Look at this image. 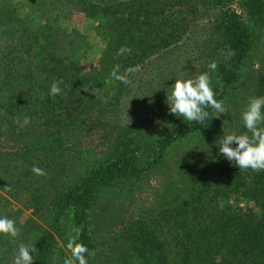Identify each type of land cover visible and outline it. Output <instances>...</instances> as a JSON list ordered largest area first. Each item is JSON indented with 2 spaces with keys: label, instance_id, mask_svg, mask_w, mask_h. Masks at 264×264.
Masks as SVG:
<instances>
[{
  "label": "trees",
  "instance_id": "16d2710c",
  "mask_svg": "<svg viewBox=\"0 0 264 264\" xmlns=\"http://www.w3.org/2000/svg\"><path fill=\"white\" fill-rule=\"evenodd\" d=\"M189 2L0 0V215L14 219L21 228L15 242L0 237V264H10L19 243L30 244L10 206V200L20 196V186L24 187L21 175L30 156L41 150L56 153L71 143L67 136L73 129L70 126L81 111L89 109L88 103L92 106L97 101V78L81 76L75 60L73 44L80 35L68 31L63 21L71 13L99 17L98 28L103 27L108 39L101 58L103 68L115 60L126 69L133 61L143 63L152 52L184 38L194 25L195 9ZM244 5L255 13L254 26L264 25V0H244ZM217 24L223 58L217 62L213 87L216 99L224 102L239 82L253 41L249 27L233 10L221 11ZM125 46L131 53L117 56V50ZM56 81L63 82L62 95L50 97ZM96 88L99 92L98 84ZM257 96H264V76L251 97ZM206 110L210 118L203 124L180 122L156 139L152 143L154 160L148 164L140 160L143 144L135 130L117 135L113 151L104 161L58 191V207L50 217L53 228L64 233L66 223L76 235L74 228L81 226L79 242L93 251L90 221L99 193L121 181L140 179L174 143L204 131L214 112ZM25 117L30 119L27 126H23ZM238 127L236 132L245 131L242 123ZM30 130L38 140L34 147L17 142L4 145L5 136ZM208 155L194 160L187 174L182 168L175 186H184L186 191L164 200L161 215H139L123 228L119 239L127 244L129 264H264V171L240 170L222 156ZM164 228L168 233L162 235ZM36 236L32 244L38 250L36 264H49L52 230L40 228Z\"/></svg>",
  "mask_w": 264,
  "mask_h": 264
},
{
  "label": "rangeland",
  "instance_id": "374dc122",
  "mask_svg": "<svg viewBox=\"0 0 264 264\" xmlns=\"http://www.w3.org/2000/svg\"><path fill=\"white\" fill-rule=\"evenodd\" d=\"M187 5L195 7L193 27L188 29L182 40L171 43L167 49L152 52L143 59V63L133 61L126 69L139 66V71L127 74L128 84L114 80L109 74V68L117 61L112 60L109 67L106 62L107 65L102 66L101 58L107 50L108 39L103 27L98 28L102 23L99 17L88 19L84 14L71 13L63 21L68 31H76L80 35L73 44L77 51L75 60L81 76L97 78L95 82L99 92L97 84L94 90L97 101L92 106L88 103L89 109L81 111L75 125L70 126L73 129L67 131V136L71 143L63 145L56 153L41 150L30 156L24 176L21 175L24 181V187L20 186L21 194L10 200L18 223L24 226L23 234L31 245L40 228L52 230L49 264H62L63 258L69 254L66 241L73 235L66 223L68 230L64 233H59L60 230L51 225V212L58 207V191L72 185L81 174L104 161L112 153L117 135L131 129L139 134L143 144L141 162L148 164L154 160L156 147L152 143L172 126L186 121L169 113L166 94H170L171 84L177 78L208 72L214 85V72L208 69V65L223 58L217 22L219 14L225 10H233L239 15L249 27L253 41V50L243 66L239 82L224 101L227 112L218 118L213 112L204 131L174 143L140 179L121 181L99 193L91 213L94 255L90 257L89 264H129L127 244L119 239L123 228L139 215L148 217L158 215V212L161 215L164 200L186 191L184 186H175L182 168L187 174L189 165L201 155L204 158L209 157L208 154L217 155L215 142L223 133L235 131L242 123L241 113L253 95L257 81L264 76V25L254 26L255 13L247 11L244 0H190ZM124 71L121 69L122 73ZM4 139L6 147L16 145V142L31 147L38 143L32 130L21 134L15 132ZM33 167L43 169L44 175L34 174ZM178 188L179 193H176ZM165 233H168V228L161 232L162 235Z\"/></svg>",
  "mask_w": 264,
  "mask_h": 264
},
{
  "label": "clouds",
  "instance_id": "9594fccd",
  "mask_svg": "<svg viewBox=\"0 0 264 264\" xmlns=\"http://www.w3.org/2000/svg\"><path fill=\"white\" fill-rule=\"evenodd\" d=\"M130 47H121L116 55L122 56L131 53ZM231 55V53H229ZM208 69L214 72L217 69L215 61L208 65ZM135 69H125L121 72V66L114 64L109 69L110 76L123 84H128L127 74ZM62 81L53 82L49 96L62 95ZM170 94H166V104L169 113L188 122L203 124L210 118L206 109L214 110L215 117L227 112L222 100L216 99L212 79L208 72H203L194 77L177 78L169 87ZM241 120L245 131H231L224 134L215 142L218 147V156H222L230 164L240 170L251 169L253 171H264V96L250 97L246 108L241 113ZM19 122V121H18ZM30 119L25 117L23 126H27ZM33 173L37 176L44 175L41 168L33 167ZM81 226H76L74 232L66 241L69 254L66 255L62 264H89V258L94 255L85 244L79 242ZM21 236V228L17 226L14 219L0 215V237H7L13 242ZM37 248L27 243H19L10 259V264H36Z\"/></svg>",
  "mask_w": 264,
  "mask_h": 264
}]
</instances>
